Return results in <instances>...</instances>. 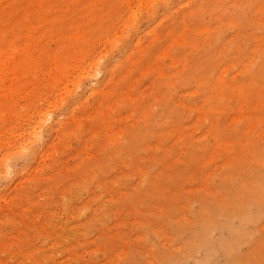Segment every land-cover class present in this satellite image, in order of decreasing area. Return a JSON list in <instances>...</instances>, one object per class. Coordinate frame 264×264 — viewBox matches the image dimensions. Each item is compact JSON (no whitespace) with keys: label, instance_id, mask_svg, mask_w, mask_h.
<instances>
[{"label":"rangeland","instance_id":"1","mask_svg":"<svg viewBox=\"0 0 264 264\" xmlns=\"http://www.w3.org/2000/svg\"><path fill=\"white\" fill-rule=\"evenodd\" d=\"M0 264H264V0H0Z\"/></svg>","mask_w":264,"mask_h":264}]
</instances>
